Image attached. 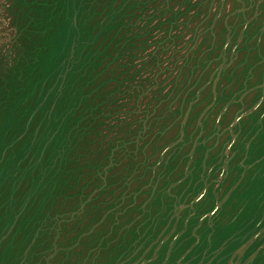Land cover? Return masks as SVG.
Segmentation results:
<instances>
[{
  "label": "rangeland",
  "instance_id": "rangeland-1",
  "mask_svg": "<svg viewBox=\"0 0 264 264\" xmlns=\"http://www.w3.org/2000/svg\"><path fill=\"white\" fill-rule=\"evenodd\" d=\"M0 264H264V0H0Z\"/></svg>",
  "mask_w": 264,
  "mask_h": 264
}]
</instances>
